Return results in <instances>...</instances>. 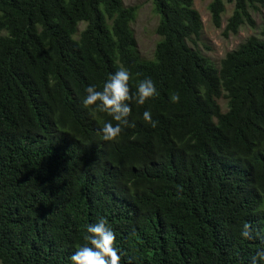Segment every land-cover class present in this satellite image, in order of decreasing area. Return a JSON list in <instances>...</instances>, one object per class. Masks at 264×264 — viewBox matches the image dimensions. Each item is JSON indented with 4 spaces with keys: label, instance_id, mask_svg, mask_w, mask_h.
I'll return each mask as SVG.
<instances>
[{
    "label": "trees",
    "instance_id": "16d2710c",
    "mask_svg": "<svg viewBox=\"0 0 264 264\" xmlns=\"http://www.w3.org/2000/svg\"><path fill=\"white\" fill-rule=\"evenodd\" d=\"M151 2L146 58L137 5L0 0V264H71L99 217L120 264H251L264 249V21L216 65L194 0ZM227 5L225 37L255 27L264 0H211L218 29ZM120 67L130 92L150 77L157 94L105 141L111 117L81 101Z\"/></svg>",
    "mask_w": 264,
    "mask_h": 264
},
{
    "label": "clouds",
    "instance_id": "9594fccd",
    "mask_svg": "<svg viewBox=\"0 0 264 264\" xmlns=\"http://www.w3.org/2000/svg\"><path fill=\"white\" fill-rule=\"evenodd\" d=\"M130 72L127 68L120 67L103 83L101 89L96 85H89L85 89L86 95L81 103L85 109L94 106L100 113L111 117L100 129L105 141L115 140L122 132L123 127L134 126L128 117L131 113V104L144 105L150 98L157 94V89L150 77L138 80L134 91L130 92ZM172 103L179 101V94L172 93L169 96ZM145 122L156 126L151 119L149 111L143 112ZM112 121L116 123L113 124ZM85 243L75 246V250L69 257L71 264H120L121 252L116 247V234L107 224L104 217H99L95 222L86 225ZM240 235L245 239L251 238L248 224L243 225ZM251 264H264V249H258L251 257Z\"/></svg>",
    "mask_w": 264,
    "mask_h": 264
},
{
    "label": "rangeland",
    "instance_id": "374dc122",
    "mask_svg": "<svg viewBox=\"0 0 264 264\" xmlns=\"http://www.w3.org/2000/svg\"><path fill=\"white\" fill-rule=\"evenodd\" d=\"M123 2L125 6H139L138 16L132 27L140 53L146 58L152 57L160 37L156 33L159 18L154 13L151 0H123ZM210 2L211 0H194L195 8L200 12L204 25L198 47L216 65H219L221 59L228 52L235 50L247 38L253 35L260 36V27L264 21V8L259 12H253L255 27L245 26L237 35L225 37L223 32L228 18L233 13L234 5L226 6V12L222 18V27L218 29L211 20L208 8Z\"/></svg>",
    "mask_w": 264,
    "mask_h": 264
}]
</instances>
